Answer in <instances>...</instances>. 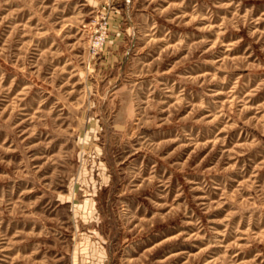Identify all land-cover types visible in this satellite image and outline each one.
Masks as SVG:
<instances>
[{"label":"rangeland","instance_id":"obj_1","mask_svg":"<svg viewBox=\"0 0 264 264\" xmlns=\"http://www.w3.org/2000/svg\"><path fill=\"white\" fill-rule=\"evenodd\" d=\"M0 264H264V0H0Z\"/></svg>","mask_w":264,"mask_h":264}]
</instances>
